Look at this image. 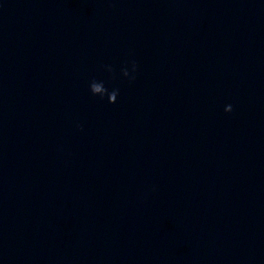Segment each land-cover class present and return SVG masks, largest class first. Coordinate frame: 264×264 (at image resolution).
Returning <instances> with one entry per match:
<instances>
[{"label": "clouds", "instance_id": "clouds-1", "mask_svg": "<svg viewBox=\"0 0 264 264\" xmlns=\"http://www.w3.org/2000/svg\"><path fill=\"white\" fill-rule=\"evenodd\" d=\"M104 67L107 68L109 72H112L113 69L110 65H105ZM138 70V65L136 61H131V74L127 67L122 69V74L124 77L128 78L130 81L135 80V73ZM89 90L93 96H98L101 99H104L107 97V101L110 104H115L117 102V98L119 95V89L118 88H112L111 90L105 85V82L103 80H96L93 79L89 83ZM226 112L232 111V106L227 105L225 106Z\"/></svg>", "mask_w": 264, "mask_h": 264}]
</instances>
